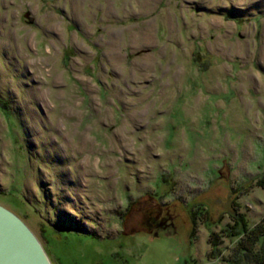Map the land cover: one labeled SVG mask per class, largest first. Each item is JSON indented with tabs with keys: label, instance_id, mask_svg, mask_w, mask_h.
Listing matches in <instances>:
<instances>
[{
	"label": "rangeland",
	"instance_id": "obj_1",
	"mask_svg": "<svg viewBox=\"0 0 264 264\" xmlns=\"http://www.w3.org/2000/svg\"><path fill=\"white\" fill-rule=\"evenodd\" d=\"M263 184L264 0H0V204L52 264H256Z\"/></svg>",
	"mask_w": 264,
	"mask_h": 264
},
{
	"label": "water",
	"instance_id": "obj_2",
	"mask_svg": "<svg viewBox=\"0 0 264 264\" xmlns=\"http://www.w3.org/2000/svg\"><path fill=\"white\" fill-rule=\"evenodd\" d=\"M0 264H52L31 228L0 204Z\"/></svg>",
	"mask_w": 264,
	"mask_h": 264
},
{
	"label": "trees",
	"instance_id": "obj_3",
	"mask_svg": "<svg viewBox=\"0 0 264 264\" xmlns=\"http://www.w3.org/2000/svg\"><path fill=\"white\" fill-rule=\"evenodd\" d=\"M261 186H264V184ZM233 204L235 203L233 202ZM233 215L236 225L240 226L242 229L240 232H242V234H246L243 236V242H238V245L236 246V250L238 251V258H236V261L244 263L246 258L250 257V255H253L254 246L259 244L258 246H260V249L257 252L258 260H256V264H264V219H262V221L258 223L255 228L249 229L244 216L241 215V213ZM243 259L245 260L242 261Z\"/></svg>",
	"mask_w": 264,
	"mask_h": 264
},
{
	"label": "flooded vegetation",
	"instance_id": "obj_4",
	"mask_svg": "<svg viewBox=\"0 0 264 264\" xmlns=\"http://www.w3.org/2000/svg\"><path fill=\"white\" fill-rule=\"evenodd\" d=\"M161 209H162V210H164V208H162V207H161ZM165 213L167 214V213H168V211H165ZM165 223H166V222H165ZM153 226H154V222H153Z\"/></svg>",
	"mask_w": 264,
	"mask_h": 264
}]
</instances>
